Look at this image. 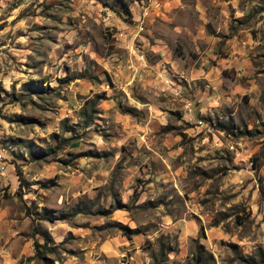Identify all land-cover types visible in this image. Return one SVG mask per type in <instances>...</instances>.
I'll return each instance as SVG.
<instances>
[{
  "label": "rangeland",
  "instance_id": "374dc122",
  "mask_svg": "<svg viewBox=\"0 0 264 264\" xmlns=\"http://www.w3.org/2000/svg\"><path fill=\"white\" fill-rule=\"evenodd\" d=\"M0 264H264V0H0Z\"/></svg>",
  "mask_w": 264,
  "mask_h": 264
},
{
  "label": "trees",
  "instance_id": "16d2710c",
  "mask_svg": "<svg viewBox=\"0 0 264 264\" xmlns=\"http://www.w3.org/2000/svg\"><path fill=\"white\" fill-rule=\"evenodd\" d=\"M86 212H89L90 211V208H87V209H84ZM83 211V209L81 208H75L74 209V213H78V212H81ZM35 229H37V227H35ZM121 229H122V233L124 235H126L128 238L131 237V234L132 233H136L138 232V230L134 229V228H129L127 226H121ZM47 239L44 238L42 242H38V241H35V250H36V254L39 255L42 259H47L45 255L42 254V249L43 248H46L48 250H53L54 249V245H47ZM200 257V256H199Z\"/></svg>",
  "mask_w": 264,
  "mask_h": 264
},
{
  "label": "crops",
  "instance_id": "0c3cea01",
  "mask_svg": "<svg viewBox=\"0 0 264 264\" xmlns=\"http://www.w3.org/2000/svg\"><path fill=\"white\" fill-rule=\"evenodd\" d=\"M123 238L121 237H118V238H112L110 240H107L105 242L102 243V247L105 249V250H108V251H112V250H115V248H117V245L118 243L120 242H123L122 240ZM105 245V247H104Z\"/></svg>",
  "mask_w": 264,
  "mask_h": 264
}]
</instances>
